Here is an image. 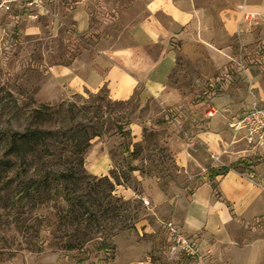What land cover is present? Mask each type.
<instances>
[{
  "label": "rangeland",
  "instance_id": "rangeland-1",
  "mask_svg": "<svg viewBox=\"0 0 264 264\" xmlns=\"http://www.w3.org/2000/svg\"><path fill=\"white\" fill-rule=\"evenodd\" d=\"M77 1L55 0L47 6L50 12L37 17L29 13L0 12V100H3L0 129L11 126L22 129L31 121L33 108L58 109L61 106L62 114L48 120V126H85L88 133L92 129L98 132L100 137L92 139L82 156L85 177L81 175L84 179L79 181L80 176L77 177L73 191L94 196L93 192L104 190L124 200L126 210L118 212V220L128 217L126 224L134 222L135 229L140 223L149 226L151 234L142 232V239L152 241L151 260L157 264H185V260L176 262L165 254L162 223L170 220L169 209H165V215L157 214L162 209L156 207L153 192L159 190L169 198L186 197L202 181L201 176H196L200 168L194 163L187 170L180 167L176 153L185 147L197 124L209 122L207 112L219 108L225 122L254 105L264 106V25L249 33L252 38L248 43L243 42L240 33L232 37L217 33L216 43L212 41L223 47L217 52L220 56L217 62L209 52L214 50L206 49L200 41L202 35L195 31L189 39L191 47L179 50L167 80L169 96L164 104L137 96L127 102H113L105 88L96 93L68 94L64 85L53 80V68L69 66L79 55L90 62L99 49L113 44L127 45L128 29L145 16L144 6L148 0H89L90 25L86 33H78L71 18V8ZM7 94L17 101L21 111L16 113L8 106L3 108L9 100ZM71 108L76 112L74 121L65 112ZM113 121L130 131L129 139L124 140L117 134ZM128 144L133 152L131 164L136 169L133 172L128 171L123 152L124 145ZM196 147V153L190 152L205 165L209 162L206 149ZM104 155L110 159L109 170L93 171L94 163L101 161ZM259 157L256 154L252 160ZM248 166L241 161L235 169L244 171ZM104 177L107 181L102 179ZM14 180V170L0 168V264H79L81 258L84 261L80 264L113 262L112 250L102 252L87 245L85 253L80 255L59 249L45 231L46 218L55 214L51 204L42 207L34 201L14 207L11 200L18 197L19 190L16 183L10 184ZM123 190L133 192L135 197H124ZM179 190L183 192L180 194ZM58 215L49 218L57 221ZM119 226L116 223V228ZM73 232L69 230L68 234ZM133 232L139 235L138 231L124 230L108 236L107 243L113 244V238L119 233ZM62 235L54 232L52 236ZM119 239L115 241L118 245Z\"/></svg>",
  "mask_w": 264,
  "mask_h": 264
},
{
  "label": "crops",
  "instance_id": "crops-1",
  "mask_svg": "<svg viewBox=\"0 0 264 264\" xmlns=\"http://www.w3.org/2000/svg\"><path fill=\"white\" fill-rule=\"evenodd\" d=\"M89 4V0H79L71 8L78 33L89 30ZM144 12L145 16L129 27L127 45L99 49L90 62L79 55L69 66L54 67L53 80L64 85L68 94L96 93L105 88L113 102L137 96L164 104L169 96L167 80L179 50L191 47L189 39L195 31L202 35L204 47L215 51L209 50L217 62V52L223 48L213 43L217 33L230 37L240 33L248 43L252 38L249 33L264 25V0H148ZM178 43L181 47L177 49ZM243 113L224 122L219 108L207 112L209 122L197 124L185 147L176 153L180 167L187 170L194 163L200 168L196 176L203 179L189 195L169 198L159 190L153 192L156 207L162 209L157 214L165 215L168 207L169 221L197 241L201 258L193 264H264V158L253 161L256 153L247 150L240 136L227 127ZM194 143L206 149L209 162L205 165L191 154L198 150ZM100 160L94 163L93 171H108L109 157L104 155ZM241 161L249 165L244 171L235 169ZM219 168L228 171L211 182L208 174L204 176ZM121 194L135 197L125 190ZM138 227L135 231L139 235H115L111 264H157L150 257L152 241L142 239V232L151 234L149 226L140 223ZM118 238L119 245L115 243Z\"/></svg>",
  "mask_w": 264,
  "mask_h": 264
},
{
  "label": "trees",
  "instance_id": "trees-1",
  "mask_svg": "<svg viewBox=\"0 0 264 264\" xmlns=\"http://www.w3.org/2000/svg\"><path fill=\"white\" fill-rule=\"evenodd\" d=\"M9 100L3 108L8 106L16 113L21 111L17 101L11 94H7ZM3 101V100H2ZM0 100V104L2 103ZM62 107L52 109L40 106L30 110L31 121L22 129L7 127L0 129V168L5 171H15V182L18 197L12 198L15 207L23 202L37 201L44 207L51 204L55 211L53 217L58 215V220L46 218L45 227L48 234L53 238L56 246L64 251H76L83 255L87 245L94 250L105 252L114 251V245L107 243V237L115 233L128 230L135 231V223L126 224L125 217L119 221L118 212L125 211L127 202L112 196L111 192L104 190L93 192L94 196L82 192L73 191L72 185L85 177L82 156L89 148L94 138L100 134L93 131L90 133L85 126H70L51 128L48 120L62 114ZM71 121L76 118L73 109L66 110ZM66 113V114H67ZM47 121V122H46ZM117 134L124 140L130 138V131L124 130L122 124L113 121ZM65 124V123H64ZM130 145H124L125 160L129 172L136 169L131 164L133 152ZM240 162H238L239 164ZM228 168H219L208 171V179L211 182L216 176L223 175ZM107 181V178H102ZM101 181V180H99ZM110 184V188H112ZM214 187V185H213ZM42 196L43 199H40ZM120 203V204H119ZM115 204H119L116 206ZM117 221V222H116ZM116 223L120 226L116 228ZM111 224V227L109 225ZM73 234L69 235V230ZM40 232V230H38ZM63 233L62 236H52L53 233ZM114 255V254H113ZM111 254V259L113 258ZM84 258L78 260L82 263ZM183 261V259L181 260Z\"/></svg>",
  "mask_w": 264,
  "mask_h": 264
},
{
  "label": "built area",
  "instance_id": "built-area-1",
  "mask_svg": "<svg viewBox=\"0 0 264 264\" xmlns=\"http://www.w3.org/2000/svg\"><path fill=\"white\" fill-rule=\"evenodd\" d=\"M55 0H0V12L29 13L32 17L50 12L47 6ZM227 127L234 135L240 136L247 150L264 155V106L254 105L242 116L228 122ZM216 161L218 158L213 157ZM145 205L149 202L142 199ZM165 233L166 253L176 260L195 261L201 257L197 241L185 234L172 221L162 223Z\"/></svg>",
  "mask_w": 264,
  "mask_h": 264
}]
</instances>
